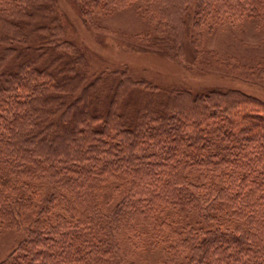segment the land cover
Returning a JSON list of instances; mask_svg holds the SVG:
<instances>
[{"label":"trees","instance_id":"obj_1","mask_svg":"<svg viewBox=\"0 0 264 264\" xmlns=\"http://www.w3.org/2000/svg\"><path fill=\"white\" fill-rule=\"evenodd\" d=\"M132 1L88 0L83 6L88 15L100 14ZM144 2L152 12L163 0ZM15 9L14 0H0V14ZM220 19L264 26V0H197L198 27ZM34 81L0 86V221L17 228L14 206L31 211L40 197L36 185L44 182L52 187L51 207L38 212L28 238L1 264H114L99 233L104 216L98 195L109 183L117 184L116 192L126 188L111 223L118 231L147 223L166 244L167 264H264L263 104L204 96L177 113L150 111L133 127L106 115L83 121L57 154L47 149L59 132L40 138L29 129L28 110L23 113L39 97ZM59 207L65 215L52 222L47 215ZM167 211L200 221L178 231L159 220Z\"/></svg>","mask_w":264,"mask_h":264},{"label":"rangeland","instance_id":"obj_2","mask_svg":"<svg viewBox=\"0 0 264 264\" xmlns=\"http://www.w3.org/2000/svg\"><path fill=\"white\" fill-rule=\"evenodd\" d=\"M14 1L16 12L0 14V86L35 79L31 89L39 97L23 113L28 110L29 129L40 138L59 132L49 153L65 152L83 121L106 115L133 127L150 111L177 113L204 96L247 97L264 105V26L256 20L220 19L198 27L197 0H163L152 12L135 0L90 15L83 6L88 0ZM116 187L109 183L98 195L104 216L99 233L114 264H167L166 244L147 223L134 231L111 223L126 191ZM51 190L47 182L37 184L39 201L27 213L14 206L17 228L0 221V264L28 238L38 212L51 207ZM58 215H65L61 207L47 218L54 222ZM158 218L178 231L200 221L174 211Z\"/></svg>","mask_w":264,"mask_h":264}]
</instances>
